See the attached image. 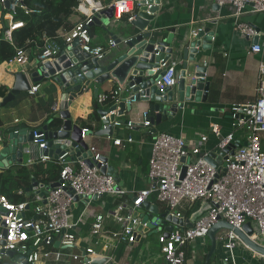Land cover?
Wrapping results in <instances>:
<instances>
[{
  "label": "crops",
  "instance_id": "1",
  "mask_svg": "<svg viewBox=\"0 0 264 264\" xmlns=\"http://www.w3.org/2000/svg\"><path fill=\"white\" fill-rule=\"evenodd\" d=\"M96 0H81L77 7L76 14L71 18L72 27L81 23L90 13L88 5ZM159 10L155 14L153 21L149 23L155 35L159 38L172 35L174 53L169 62L173 63L180 76L182 70V56L176 52L179 41L182 44L194 37L197 31L209 29L212 33L211 48L200 52L199 65L208 63L205 80L210 83L209 93L206 102L186 103L179 109L171 120L162 122L155 127L157 133H169L181 136L188 143H196L201 137L207 136L208 141L203 147V151H212L216 140L210 133V125H218L223 135L236 132L231 127L230 108L233 105H246L256 100L255 89L259 83L258 66L264 62V57L249 52L251 44L255 41L237 34L234 25L233 8L229 5L218 6L206 0H160ZM100 2L104 10L118 0H102ZM19 11V10H18ZM19 13H17V16ZM123 19L114 18L108 20L101 15L103 26L94 24L100 32H91L92 46H100L106 51H114L116 48L109 47L112 36L125 37L129 28V18L133 16L130 12H125ZM128 18V20H126ZM243 22L255 26L259 33H264V14L251 13L249 9L240 17ZM7 11L5 5L0 4V22L7 28ZM17 21L24 22L19 15ZM7 30V29H6ZM66 32L60 30L59 36ZM43 46H49L48 39L41 37ZM257 40V38H256ZM257 42V41H256ZM57 54L56 60L64 59L69 61L64 52ZM39 49H34L37 55ZM26 64H19L15 61L0 65V85L10 89L14 83V73H30L37 61L36 58L28 60ZM50 61V60H46ZM190 69L191 65L188 63ZM52 79H43L38 91L31 95L29 93L19 95L14 102L5 107H0V149L7 145L8 138L14 131L23 132L24 135L35 129H41L46 125V120L52 114L54 105L60 107L62 92L60 88L50 86ZM86 90L77 96L68 106L73 123L86 129L92 114L100 116V112L106 115H115V122H122L121 125L113 127L111 137H98L90 135L84 137L89 149H95L96 153L107 159V167L110 172L117 175L122 194L108 195L99 199L79 200L73 203L70 208L71 222L74 224L76 243L69 252L81 256L77 261L69 264H80L86 249H92L94 255L91 258H106L113 264H165L161 253V245L158 242L159 232L157 229H150L147 232H137L133 243L117 240L111 234L118 232L121 225L114 220V214L121 206L130 205L131 198L137 192L150 188L153 183L148 177V159L151 153L152 140L154 134H150L149 128L141 127L143 114L147 112L146 102L134 103L130 112L125 111L118 116L121 93L116 86L106 83L97 86L94 80L86 77L82 83ZM177 85V84H176ZM176 85L173 88L175 92ZM52 87V88H51ZM120 90V89H119ZM118 91L115 95L114 92ZM2 99L0 98V101ZM113 107H115L113 109ZM101 117V116H100ZM131 121L136 126L129 128L126 123ZM90 131L95 133L100 129L97 121H91ZM237 137L242 136L240 131L235 133ZM132 139L129 143L126 140ZM120 139L122 142L115 146L113 141ZM22 156H16L14 161L8 160V166L2 169L20 165L27 168L38 163L39 152L32 143L24 144ZM12 154V153H11ZM21 158V162L18 159ZM65 163L73 162L66 160ZM74 166V165H73ZM112 169V170H111ZM148 200L151 205L156 206L158 215L164 214L167 207L157 201L155 193L149 195ZM207 208V203L197 202L193 205L186 203L179 208L183 221L186 225L192 222L199 214ZM104 215L103 231L94 237L91 234V225L95 221V215ZM148 214V212H145ZM158 227L163 232L165 228L173 223L166 219H160ZM181 220V221H182ZM227 231L221 229L216 233L217 247L216 253L212 255L208 264H264V257L247 249L241 242L230 252L223 246L222 238ZM257 243L264 247V238L256 239ZM210 240L208 237L196 239L185 247V254L188 264H205L206 257L210 250ZM20 256H4L0 259V264H22ZM39 264H55L52 261L42 260Z\"/></svg>",
  "mask_w": 264,
  "mask_h": 264
},
{
  "label": "built area",
  "instance_id": "2",
  "mask_svg": "<svg viewBox=\"0 0 264 264\" xmlns=\"http://www.w3.org/2000/svg\"><path fill=\"white\" fill-rule=\"evenodd\" d=\"M206 1L218 6H231L237 34L252 41L257 38V42L251 44L249 52L264 57V33L260 34L255 26L240 19L247 9L251 13L264 14V0ZM0 4L5 5L7 11L9 21L6 35L11 41V33L24 26V22L15 20L18 10H23L25 15L30 11L22 5V0H0ZM111 6L113 18L115 14V18L120 20L125 12H132L134 3L119 0ZM88 8L90 13L86 19L66 32L63 40L68 46L77 41L82 52L101 59L105 49L91 45L88 27L95 15L100 14L104 7L100 2L92 1ZM132 19L133 16L129 21ZM18 25L21 27H17ZM49 44L50 47L43 46L42 51L38 53L36 57L38 63L53 60L62 51L54 43ZM109 47H115L114 40L109 41ZM13 61L26 64L25 52L18 49ZM160 68L163 74L157 81V87L159 89L174 87L179 78L175 65L168 60L162 63ZM258 76L256 100L230 108L231 127L236 132L240 131L242 136L237 137L236 132L223 135L218 125H210V133L216 140L213 149L216 151L215 160H219L216 168L206 160L214 151H203L208 141L207 136L201 137L196 143H188L181 136L169 133L154 134L148 159V177L153 185L133 195L130 205L118 208L114 220L121 225V229L112 233V238L127 243L135 241L137 236L135 225L139 223L133 215L152 193H155L159 203L167 207L172 217L180 220L183 219L179 211L182 204L207 203V208L192 224L186 225L183 220L181 223L173 224L168 237H165L162 231H158V242L165 264H188L185 247L196 239L206 237L211 227L219 220L238 229L249 223L254 229L255 240L264 238V62L258 66ZM38 89L39 85H33L28 93L33 95ZM58 112V105H54L52 113ZM140 124L144 128H151L146 112ZM118 125L121 123H113V126ZM126 126L132 128L136 125L128 121ZM32 131L31 143L38 152L45 149L44 133L41 129ZM18 132L16 130L13 133ZM126 141L131 143L132 139L128 138ZM121 142L120 139H115L113 144L119 146ZM235 143H239L240 146L230 154L231 146ZM225 150L228 151L224 156L218 158L220 152ZM89 151L94 161L92 168L87 167L83 160L73 162L74 166L65 163L67 153L60 156L57 162L63 166L58 179L61 184L49 190L43 197L30 194L26 196L25 202L14 204L0 194V259L6 256V251H13L16 255L24 257L26 264H39L42 260H50L55 264H69L81 258L69 252L76 243L70 214L74 198L90 201L108 195L122 194L113 173L110 171L101 173V168L105 166L100 161L102 156L93 148ZM51 159L50 156L39 152V162H48ZM183 167L185 176L181 178ZM68 190L71 191V195ZM29 205L32 206L30 209ZM103 222L104 215L96 214L91 225V234L94 237L103 231ZM157 227L156 229H159ZM220 239L223 240L224 248L230 252L240 242L232 231H227ZM90 255H94V251L88 248L84 256L91 258Z\"/></svg>",
  "mask_w": 264,
  "mask_h": 264
},
{
  "label": "water",
  "instance_id": "3",
  "mask_svg": "<svg viewBox=\"0 0 264 264\" xmlns=\"http://www.w3.org/2000/svg\"><path fill=\"white\" fill-rule=\"evenodd\" d=\"M129 1L134 3V8L131 12L133 19L129 21V28L126 30L125 37L119 38L111 35L116 48L114 51H106L101 59H98L82 52L77 41H74L64 52L65 57L69 61L64 62V59H53L42 63L37 62L33 70L28 74L20 71L14 73V83L7 95L0 101V107H5L14 102L19 95L28 93L31 87L29 80L31 84H37L43 79H52L53 84L59 87L62 92L59 112L54 114L55 118L62 120V124L60 129L55 132L49 131L47 125L41 128L45 135L46 148L39 150V152L50 156L54 161H57L60 156L67 153L65 160L68 159L72 162L83 160L87 167L92 168L94 161L84 137L90 135L98 137L112 136L113 123L115 122L114 114L106 115L104 112H100L101 126L95 133L89 130L83 132L84 129L71 120L68 106L86 90V87L82 84L86 77L94 80L98 87L109 83L111 86L115 85L118 88L121 93L118 116L123 115L125 111L130 112L134 103L146 102L148 104L147 120L151 124L150 134H155L157 132L155 127L162 122L169 121L175 117L177 111L183 108L186 103H204L207 101L210 83L205 80V74L208 63L199 65V59L201 58L199 49L206 51L211 48L213 35L209 29L197 31L194 37L183 44V40L179 41L175 51L182 56V70L175 92L172 87L159 89L156 84L163 74L160 66L170 60L174 53L173 46H171V34L159 38L149 29V23L154 20L161 1ZM214 8H218V5L214 4ZM101 15H104L109 21L112 20L113 6L95 15L90 24H97L107 29V25L102 24L100 20ZM256 41L255 39L254 43ZM188 63L191 65L190 69ZM119 123L122 122L119 121ZM32 132L30 131L27 136L20 131L10 135L8 138L9 143L0 149V169L8 166V160L11 163V161L16 159V156H22L25 149L24 144L32 142ZM239 146V143L232 145L230 154H233V150ZM213 151L206 157V160L216 168L219 160H215L216 151ZM227 151L220 152L217 157L224 156ZM100 161L105 164L101 168V173L109 172L110 169L106 167L107 159L100 157ZM18 162H21V158L18 159ZM113 176L119 182L117 175L113 174ZM184 176L185 167L182 169L181 178ZM60 184L61 182L57 181L47 187H43L32 179V183L25 190V193L26 196L37 194L43 197L49 190L59 187ZM68 193L71 195L70 190H68ZM79 200V198L75 197L74 203ZM145 212H148V214ZM158 214L156 206L151 205L147 199L133 215V218L139 223L135 225L137 232L155 230L160 222L159 219L156 220L157 217L171 221L173 224L182 222L180 219L172 217L168 210L164 214ZM173 224L164 229L163 235L165 237H168ZM221 229L232 231L247 249L264 257V247L258 244L253 237L255 232L249 223L238 229L219 220L207 234L211 245L205 264H208L212 255L216 253V233ZM157 231L160 232L161 229L159 228ZM5 255L13 258L17 256L13 251H6ZM20 258L23 261L22 264H26L24 257ZM80 264H113V262L108 261L106 258L96 259L83 256Z\"/></svg>",
  "mask_w": 264,
  "mask_h": 264
},
{
  "label": "trees",
  "instance_id": "4",
  "mask_svg": "<svg viewBox=\"0 0 264 264\" xmlns=\"http://www.w3.org/2000/svg\"><path fill=\"white\" fill-rule=\"evenodd\" d=\"M80 1L22 0V5L30 13L25 15L24 11L19 9L18 13L26 23L22 28L16 29L11 33V41L8 40L6 35L7 28L0 22V65L13 61L18 49L29 54L28 60L36 58L38 54L35 55L33 53L34 49L38 48V53H40L43 48L41 37L49 39L60 50H65L68 45L65 44L63 36L58 35V32L60 30L68 32L73 28L70 21L76 14ZM18 16L15 17V20L18 19ZM88 30L90 35L94 30L96 31L95 35L100 32L94 24L90 25ZM8 91L7 87L0 85V98H4ZM91 121H97V124L100 125L101 117L93 113L89 122L91 123ZM90 123L86 127L89 131L92 129ZM45 124L49 131L55 132L60 129L62 120L55 118L52 113ZM62 167L57 161L51 159L48 162H38L32 168L16 165L8 169H0V194L14 204L25 202L27 199L25 190L31 185L32 179L38 185L47 187L51 183L58 181ZM31 207L29 205L28 208L30 209Z\"/></svg>",
  "mask_w": 264,
  "mask_h": 264
},
{
  "label": "rangeland",
  "instance_id": "5",
  "mask_svg": "<svg viewBox=\"0 0 264 264\" xmlns=\"http://www.w3.org/2000/svg\"><path fill=\"white\" fill-rule=\"evenodd\" d=\"M50 86H54V85H53V81H52V80H51ZM51 88H52V87H51ZM155 196H156V195H155Z\"/></svg>",
  "mask_w": 264,
  "mask_h": 264
},
{
  "label": "bare ground",
  "instance_id": "6",
  "mask_svg": "<svg viewBox=\"0 0 264 264\" xmlns=\"http://www.w3.org/2000/svg\"><path fill=\"white\" fill-rule=\"evenodd\" d=\"M17 27H21V25H18ZM23 27V26H22Z\"/></svg>",
  "mask_w": 264,
  "mask_h": 264
}]
</instances>
